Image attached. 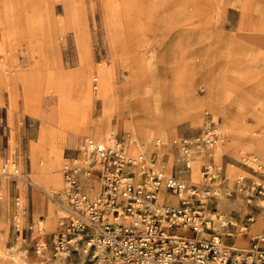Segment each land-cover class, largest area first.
<instances>
[{
  "label": "rangeland",
  "instance_id": "obj_1",
  "mask_svg": "<svg viewBox=\"0 0 264 264\" xmlns=\"http://www.w3.org/2000/svg\"><path fill=\"white\" fill-rule=\"evenodd\" d=\"M0 58L4 68L15 71L6 75L0 70V169L7 150L15 148L21 169L34 183L33 188H22L0 174V264L83 263L76 258L41 257L31 249L26 252L12 225L19 193L27 208L22 221L40 216L48 232L56 229L59 208L36 184L52 195L62 189L64 156L75 152L87 135L68 130L55 167L59 185L34 172L31 146L40 139L41 113L54 115L60 110L69 114L85 108L83 95L67 74L80 71L94 98L91 115L104 118L100 70H112L116 95L132 107L130 112L122 107L121 112L116 109L109 115L105 136L114 129L128 147L132 133L121 116L129 123L136 116L144 120L145 128L157 133L146 143L139 141L135 152L142 147L152 154L155 138L164 137L169 142L164 154L169 173H178L179 163V151L170 140L199 133L207 113L224 136L217 144L220 160L233 162L251 151L264 162L254 147L238 141L264 132V0H0ZM30 88L36 93V103L26 101ZM170 151L176 153L172 171ZM203 159V153L195 157L199 161L191 176L195 183L202 182ZM43 161L40 164L38 159L37 165L45 166L44 157ZM226 169L231 170L230 165ZM36 195L54 209L50 228L46 214L34 203ZM219 207L235 222L236 231L244 215L251 213L241 196L223 194ZM261 225L262 221L251 231ZM251 234L248 229L227 238L226 243L247 247Z\"/></svg>",
  "mask_w": 264,
  "mask_h": 264
},
{
  "label": "built area",
  "instance_id": "obj_2",
  "mask_svg": "<svg viewBox=\"0 0 264 264\" xmlns=\"http://www.w3.org/2000/svg\"><path fill=\"white\" fill-rule=\"evenodd\" d=\"M0 70L11 73L1 58ZM207 115L199 133L170 140L179 151L178 173L165 166L169 142L162 136L155 138L150 155L142 147L129 152L113 131L103 141L85 137L61 164L63 187L52 196L60 212L56 229L48 232L40 216L22 221L27 208L18 193L12 216L16 240L26 252L82 264H264V162L251 151L233 162L220 160L217 144L224 136ZM201 153L203 180L195 183L191 164ZM19 158L15 148L7 150L0 174L30 187L33 180ZM223 194L241 196L250 206L239 231L219 207ZM257 214L263 227L250 235L247 247L226 243L247 231Z\"/></svg>",
  "mask_w": 264,
  "mask_h": 264
},
{
  "label": "crops",
  "instance_id": "obj_3",
  "mask_svg": "<svg viewBox=\"0 0 264 264\" xmlns=\"http://www.w3.org/2000/svg\"><path fill=\"white\" fill-rule=\"evenodd\" d=\"M11 71L15 73L14 70ZM100 71H102V69ZM67 75L72 76L74 78L75 87H76L75 90L76 91L80 90V93L83 95L85 101V108L82 111L74 110L69 114H65V113L62 114L60 110L59 111L56 110L54 115L53 114L47 115L46 113H41L40 120L42 123V129L40 131V139L38 142H35L31 146L32 168L34 172L37 173V175H39L40 178L46 179L54 185H59L61 181L60 175L55 171V167L62 156V146L63 143L65 142L66 139L65 136L68 130L71 132L78 131V133H83L86 134L87 136L88 134L94 133L96 131L100 133L101 132L104 133L106 121L109 119V115L114 110L117 109L121 112V110L123 109L122 107H127L129 108V112H130L132 107L130 103L126 102L127 99L122 101L123 99H120L116 95L113 87V72L112 70H110L109 80L107 84L102 83L100 81L101 87L99 90V98L104 100V118H94L90 112L94 98L89 93V90L85 85V79L80 74V71L73 72ZM61 76L62 75H60V77ZM24 78L27 79L26 76H23V78L21 79ZM29 81L30 80H28V82ZM85 88L86 90L83 91V89ZM58 89H60V87ZM28 90L29 91L27 93L26 101L29 103L31 102L36 103L35 91L32 88ZM112 106L114 107V109H112ZM55 115H56V120H55ZM140 115L142 116L141 113ZM121 117L123 122L125 123V126L129 129V120H127L123 115ZM127 148L131 153H134L137 149V147H132L130 144ZM43 157L46 160V165L39 167L37 165V160L39 159L40 164H43L41 162V159ZM200 174H201V168H200ZM34 203L36 206L41 207L42 211L46 214V218L48 216H51L53 218L54 209L46 199H44L39 195H36L34 199ZM258 215L259 214H257V218ZM251 230H252V224L249 228V232L254 234L255 231H257L255 230L252 232Z\"/></svg>",
  "mask_w": 264,
  "mask_h": 264
},
{
  "label": "bare ground",
  "instance_id": "obj_4",
  "mask_svg": "<svg viewBox=\"0 0 264 264\" xmlns=\"http://www.w3.org/2000/svg\"><path fill=\"white\" fill-rule=\"evenodd\" d=\"M256 39H258L259 41L261 40L260 39V36H258V35H257V38ZM103 69H102V71H100V74L102 76V78H101L100 81L102 83L107 84V82L109 80V72L110 71H108L107 69H104V71H103ZM95 80L98 81L97 78H95ZM55 120H56V115H55ZM145 125H146V122H144V120L138 118L137 116L134 118V120L132 122L129 123V130L132 133L131 134V140H130V145L132 147H137V143L138 144H141V142H139V141H142L143 143L148 142L149 139L156 133V131H152V130L150 131L148 128H145ZM262 128L264 129V126ZM112 131L115 132L116 130L111 129L108 132V135H106V136H105V132L104 133H102V132L100 133V132H97V131L94 132V133L88 134V136L93 137V138H95V139H97L99 141H103V140H106V139L109 138V136H110L109 134ZM238 141L241 142L246 147H254L258 151V153L264 158V132H261L257 137L245 136V137L238 138ZM175 156H176V153L173 152V151H170V159H169V165H168V167H169V169L171 171H172L171 160ZM200 158H201V156H200ZM42 163H44V161ZM198 165H199V161L198 160H193V162L191 164V173H190L191 176H193L197 172ZM201 177H202V173H201ZM202 180H203V178H202ZM33 185H34V183L31 186L32 188H33ZM36 185H37V188L39 190L44 191L45 193L48 194V196H50L51 198H53L52 197L53 195L49 191H47L46 189L45 190L41 189L38 184H36ZM62 187H63V180H62ZM163 194H164V192H161L160 193L161 199L163 198ZM176 198H177L176 196H169V200H171L172 202H175L176 201ZM258 217H262V216L261 215H258ZM255 221H254L255 224L252 225V229L258 223H260V221H262V225H263V219H261V218H258L257 219V215L255 216ZM46 223H47V226L48 227H51L53 225V218L51 216H48L47 219H46ZM262 225H261V227H263ZM261 227L259 229H261ZM242 228H243V225H242L241 229ZM259 229H257V231ZM235 242H244V241L236 239ZM234 246L237 247V248H245V247H243V246H241L239 244H234ZM1 251H2V246L0 245V252Z\"/></svg>",
  "mask_w": 264,
  "mask_h": 264
}]
</instances>
